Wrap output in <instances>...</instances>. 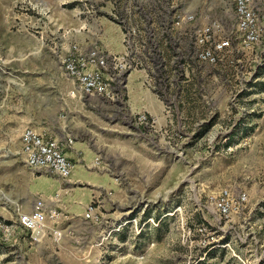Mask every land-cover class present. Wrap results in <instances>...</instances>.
Returning <instances> with one entry per match:
<instances>
[{
	"label": "rangeland",
	"instance_id": "1",
	"mask_svg": "<svg viewBox=\"0 0 264 264\" xmlns=\"http://www.w3.org/2000/svg\"><path fill=\"white\" fill-rule=\"evenodd\" d=\"M122 1L0 0V264H257L264 256V33L245 48L235 40L218 63L189 72L176 100L142 86L139 70L117 99L79 96L59 55L73 44L120 52L119 15L139 23ZM189 1L219 14L220 0ZM26 126L71 136L66 151L75 154L66 156L83 179L52 174L61 182L55 195L33 193V177L45 172L24 163ZM224 190L245 192L247 203L217 222L214 200ZM37 198L54 204L61 233L56 241L47 234L41 247L16 221ZM88 206L98 220L84 219ZM212 236L233 251L211 247Z\"/></svg>",
	"mask_w": 264,
	"mask_h": 264
},
{
	"label": "built area",
	"instance_id": "2",
	"mask_svg": "<svg viewBox=\"0 0 264 264\" xmlns=\"http://www.w3.org/2000/svg\"><path fill=\"white\" fill-rule=\"evenodd\" d=\"M127 3L131 5L129 13L139 23H126L119 15L123 23L120 52L96 47L80 49L73 44L67 53L59 55L60 67L81 96L117 99L127 92L130 73L139 70L142 86L160 99L176 100L189 80V72L202 64L218 63L234 48L235 40L245 48L258 42L264 33V0H220L216 17L209 10L200 11L189 0ZM72 142L71 136L58 139L26 126L21 133V154L29 170H44L64 179L72 169L66 156V147ZM246 203L245 192L224 190L214 200L213 218L217 222L227 219L241 212ZM57 217L54 208L37 198L29 210L18 212L16 221L30 242L36 243L47 234L54 240L61 238L53 227ZM84 219H99L94 206L86 208ZM210 238L211 247L230 248L228 243ZM257 264H264V256L257 258Z\"/></svg>",
	"mask_w": 264,
	"mask_h": 264
},
{
	"label": "crops",
	"instance_id": "3",
	"mask_svg": "<svg viewBox=\"0 0 264 264\" xmlns=\"http://www.w3.org/2000/svg\"><path fill=\"white\" fill-rule=\"evenodd\" d=\"M69 80H71L70 81V83H71L70 85L71 86L72 85L74 86L75 84H74L73 80L72 79H69ZM78 95L80 96L79 93H78ZM146 99H145V101H146ZM148 100L149 99H147V101ZM41 133H43V134L46 135V132H44V131L41 132ZM49 136H51V135H49ZM66 152H67L66 154L69 157H73V155L75 154L74 151H66ZM80 167L81 166L79 164H77V163L74 164V167H73L72 172H71V176L69 178L70 180H81V179H83L82 178V172L80 170ZM44 172H45L44 174H41V175H38V176H34L33 177V179H32L33 183H32L31 190H32L33 193H41V194H43V197H45V198L47 197L48 198V197H51V196H54L55 195V193L58 191V188L61 186V182H60V180L58 178L53 177L54 175H52V173H49V172H46V171H44ZM17 189H19L18 186H17ZM41 199H43V198H41ZM43 200H44V202H45V204H46L47 207L53 208V205L54 204L48 203L45 199H43ZM71 201H72V199H71ZM33 202H31L29 204V206L27 207V210H29L31 208V205H32ZM21 206H24V205H21ZM77 207L78 206H76L74 208H77ZM43 239L40 242H37V243H32L29 240L28 241H29V244L30 245H34L36 247L37 246L38 247H41V243H43V241H44ZM54 241H56V240H54Z\"/></svg>",
	"mask_w": 264,
	"mask_h": 264
}]
</instances>
